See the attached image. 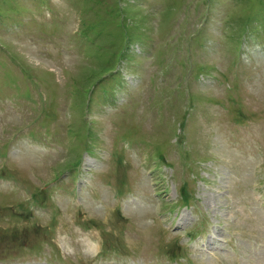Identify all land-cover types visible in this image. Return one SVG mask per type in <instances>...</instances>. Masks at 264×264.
<instances>
[{"label": "rangeland", "instance_id": "rangeland-1", "mask_svg": "<svg viewBox=\"0 0 264 264\" xmlns=\"http://www.w3.org/2000/svg\"><path fill=\"white\" fill-rule=\"evenodd\" d=\"M0 264H264V0H0Z\"/></svg>", "mask_w": 264, "mask_h": 264}]
</instances>
